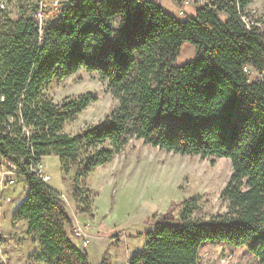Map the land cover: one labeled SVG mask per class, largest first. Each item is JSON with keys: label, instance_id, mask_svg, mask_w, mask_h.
Here are the masks:
<instances>
[{"label": "trees", "instance_id": "trees-1", "mask_svg": "<svg viewBox=\"0 0 264 264\" xmlns=\"http://www.w3.org/2000/svg\"><path fill=\"white\" fill-rule=\"evenodd\" d=\"M252 2L201 1L193 16L178 19L157 0H67L45 10L41 28L38 0L15 18L0 11V157L27 185L12 221L25 220L37 262L90 264L60 194L28 165L54 155L65 178L74 169L76 211L92 216L80 184L141 139L166 152L228 159L232 172L220 193L223 212L201 215L199 195L171 203L138 233L143 248L127 264H197L206 242L244 248L264 264V28L247 13ZM185 42L194 59L176 66ZM80 70L106 81L118 104L67 134L65 125L96 96L54 103L45 89Z\"/></svg>", "mask_w": 264, "mask_h": 264}, {"label": "rangeland", "instance_id": "rangeland-1", "mask_svg": "<svg viewBox=\"0 0 264 264\" xmlns=\"http://www.w3.org/2000/svg\"><path fill=\"white\" fill-rule=\"evenodd\" d=\"M33 1L10 0L4 13L10 18H15L21 8ZM58 1L61 5L67 2ZM201 1L211 0H185L181 7L172 0H157L165 12L178 19L193 16L195 5ZM49 9L48 4L45 10ZM247 13H251L252 18L257 19L264 28V0H253L247 8ZM194 56L193 45L185 42L174 64L183 65L193 60ZM83 94L95 95L96 101L81 111L74 121L65 125L64 131L67 134H74L88 125L101 121L117 106L118 101L112 96L106 81L96 73L84 70L67 78L54 79L45 89V96L54 103L65 97ZM211 159L214 158L166 152L144 143L141 139H131L120 153L115 154L104 167L92 170L80 184L83 192L91 196L89 211L92 216H84L76 211L70 186L74 169L65 178L60 170L58 158L50 155L44 158L43 170L48 175L46 184L62 192L60 194L62 203L71 217H76L80 225L79 221L83 218L88 221L94 220L96 232L104 235L114 234L112 247L121 241L118 252L124 257L143 248L145 237L141 235L139 238L138 233L150 228L148 221L165 212L171 203L199 195L201 215L208 216L225 210L226 202L220 198V193L232 172L231 163L225 158L214 159V163ZM8 192L9 188L5 190L6 196ZM9 219L7 216L4 217V212L1 213L2 264H44L34 259V253L38 251L39 246L32 237L26 235L25 220L19 219L10 224ZM6 223L8 224L5 227ZM197 264H256V262L244 248L235 249L223 244L206 242L199 250Z\"/></svg>", "mask_w": 264, "mask_h": 264}, {"label": "crops", "instance_id": "crops-1", "mask_svg": "<svg viewBox=\"0 0 264 264\" xmlns=\"http://www.w3.org/2000/svg\"><path fill=\"white\" fill-rule=\"evenodd\" d=\"M44 158L41 161L43 167L45 166ZM49 187H51L53 190H55L59 194L62 193L50 185ZM26 194H27V185L25 184L23 178L18 179L16 184L13 187L9 188V192L7 193V195L8 197L11 198V201L3 205L2 212H4V217L7 216L10 218L9 219L10 224L15 223L12 221V217L16 209L18 208V206L26 198ZM80 219L81 218H79V220ZM79 222L85 227L86 232L89 234L90 238L86 246H83L80 240L75 241V244L82 251L87 253L90 264H100L102 259L104 258L109 259L111 262L110 264H125L124 262H126V256H128L129 258L130 255L127 254L124 257H122L121 253L118 252V246L121 244V241L116 242L114 244L115 247H112L113 246L112 244L114 243V241L112 240V237L114 236V234L104 235L103 233L96 232V228L93 224L94 220L88 221V219L83 218V220H80ZM7 224L8 223L5 224V227L7 226ZM138 247L137 249H139ZM114 258H115V263H113Z\"/></svg>", "mask_w": 264, "mask_h": 264}, {"label": "built area", "instance_id": "built-area-1", "mask_svg": "<svg viewBox=\"0 0 264 264\" xmlns=\"http://www.w3.org/2000/svg\"><path fill=\"white\" fill-rule=\"evenodd\" d=\"M10 0H0V11H4L7 9ZM39 2V9L36 13V16L39 18V28H41L44 18V13L46 6L49 4L51 9H57L60 5L58 0H38ZM242 20L246 21L244 17ZM11 120L8 119V124L5 125L7 129L10 128ZM28 171L36 175L40 178L43 182H47L48 175L43 170L42 162H38L36 164H29ZM19 172L17 168L11 165L8 161L2 159L0 157V218L2 213L3 205L7 202L11 201V198L6 196L5 190L7 188L13 187L17 180H18ZM73 234L72 237L75 240H80L83 246H86L89 241V234L86 231L85 227L78 223L76 217L73 218ZM1 237V236H0ZM2 238V237H1ZM123 238V236H122ZM128 259L126 260L125 264H127Z\"/></svg>", "mask_w": 264, "mask_h": 264}]
</instances>
